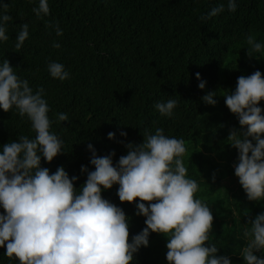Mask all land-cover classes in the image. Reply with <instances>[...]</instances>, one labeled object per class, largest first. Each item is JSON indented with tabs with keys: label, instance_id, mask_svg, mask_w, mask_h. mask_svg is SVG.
<instances>
[{
	"label": "trees",
	"instance_id": "obj_1",
	"mask_svg": "<svg viewBox=\"0 0 264 264\" xmlns=\"http://www.w3.org/2000/svg\"><path fill=\"white\" fill-rule=\"evenodd\" d=\"M0 3L8 4L6 14L12 17L6 25L9 39L0 41V64L7 59L34 93L44 89L50 132L63 141L61 153L51 163L38 151L40 166L50 174L63 167L70 179L78 178L73 184L79 191L88 172L95 170L89 144L98 157L114 152L115 167L127 155V144L140 145L146 135L162 128L164 135L185 141L182 159L187 178L197 181L195 197L213 214L206 246L214 243L217 256L228 257L231 264H245L240 256L249 242L244 231L264 214V199L250 201L235 175L239 152L228 137L232 131L245 132L246 127L226 106L225 94L235 92L240 76L260 71L264 77V55L254 53L250 58L246 43L253 35L264 44V0H236L234 13L227 10V0H48L50 14L43 18L32 11L39 0ZM221 3L222 13L200 20ZM4 11L0 8V13ZM25 23L29 37L17 52L16 37ZM57 25L63 36H57ZM54 42L60 48H54ZM50 62L63 64L70 78H52ZM201 82L204 89L198 87ZM208 93L216 94L215 105L203 101ZM169 99L176 100L177 107L170 117L162 116L155 105ZM258 106L264 115V100ZM59 113L67 114L68 121H59ZM110 132L114 139L108 138ZM35 135L31 122L20 117L15 107L8 112L0 108V154L5 144L19 142V136L32 139ZM82 166L88 172H82ZM101 189L103 199L124 211L131 242L146 227V217L137 215L141 201L122 203L119 184ZM0 214H6L2 205ZM166 238L150 231L148 246L133 254L131 264H167ZM5 253L6 244L0 247V264H20ZM254 255L264 258V249Z\"/></svg>",
	"mask_w": 264,
	"mask_h": 264
},
{
	"label": "clouds",
	"instance_id": "obj_2",
	"mask_svg": "<svg viewBox=\"0 0 264 264\" xmlns=\"http://www.w3.org/2000/svg\"><path fill=\"white\" fill-rule=\"evenodd\" d=\"M5 11L0 13V41H7L6 25L12 17L6 14L8 4L0 3ZM225 5L211 9L200 16L202 22L217 16ZM227 10H237L236 0H227ZM37 18L50 14L48 0H39L32 9ZM51 27V25H47ZM57 36L63 31L56 26ZM29 37V25L21 26L17 34V52ZM248 56L264 55V44L255 36L246 39ZM60 48L59 43H53ZM48 72L54 79L65 81L70 73L63 64L50 62ZM200 79V74H196ZM198 87L205 88V82ZM215 93L202 97L215 105ZM264 100V77L260 71L250 76H240L232 94H225L226 106L239 119L246 131H232L228 141L239 152L235 175L239 178L250 201L264 199V115L259 107ZM13 107L20 117H27L35 138L19 136V142L3 146L0 154V205L6 214H0V247L6 244V256L15 257L20 264H131L133 254L149 244L150 231L167 237L168 264H231L226 256H217L216 244H207L213 227V214L209 206L195 194L199 190L196 180L187 178V168L182 157L187 149L183 139L164 135L162 128L148 134L140 145L127 144V155L121 156L113 166L111 156L98 157L92 151L90 163L95 170L88 172L87 180L79 191L74 188L63 167L54 174L42 168L41 155L49 163L61 153L63 141L50 132L52 121L48 102L41 87L33 92L27 79L19 78L7 59L0 64V108L5 112ZM177 101L169 99L157 103L156 110L170 117ZM65 113L58 114L59 121H68ZM126 132L121 136L126 137ZM114 133H108L114 139ZM251 137V139H249ZM253 140L255 144H253ZM250 154V155H249ZM119 184L118 197L132 203L137 198V215L146 217V227L129 242V225L124 211L102 198V189ZM155 201V202H153ZM144 202H149L146 206ZM245 229L248 244L240 256L245 264H264L254 251L264 249V214L250 222Z\"/></svg>",
	"mask_w": 264,
	"mask_h": 264
},
{
	"label": "rangeland",
	"instance_id": "obj_3",
	"mask_svg": "<svg viewBox=\"0 0 264 264\" xmlns=\"http://www.w3.org/2000/svg\"><path fill=\"white\" fill-rule=\"evenodd\" d=\"M239 162H236L235 164H234V166H236L237 164H238ZM229 182V180H227L226 182H225V185H227V183ZM228 187V186H227ZM230 189H232V187H229ZM226 192H227V189L225 188V189H223V190H221V195L222 196H224L225 194H226ZM216 204H214L213 205V209L214 208H216ZM162 237V236H161ZM162 238H164V237H162ZM168 238H166V240H167ZM165 241V240H164ZM166 263L168 264V261H166Z\"/></svg>",
	"mask_w": 264,
	"mask_h": 264
}]
</instances>
